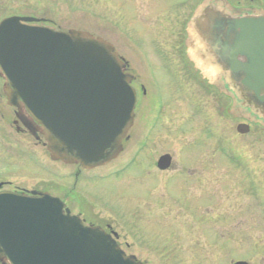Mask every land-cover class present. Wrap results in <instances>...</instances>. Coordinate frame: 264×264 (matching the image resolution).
<instances>
[{
	"label": "rangeland",
	"instance_id": "374dc122",
	"mask_svg": "<svg viewBox=\"0 0 264 264\" xmlns=\"http://www.w3.org/2000/svg\"><path fill=\"white\" fill-rule=\"evenodd\" d=\"M257 1L264 10V0ZM132 7L130 0H0V22L48 12L55 28L109 41L145 88L122 151L86 170L53 161L44 137L20 123L17 133L0 78L1 189L64 200L87 225L108 226L142 264H264V123L222 85L207 94L182 68L130 70ZM147 41L137 42L139 50ZM240 124L250 132L240 134ZM165 154L173 165L162 171L157 161Z\"/></svg>",
	"mask_w": 264,
	"mask_h": 264
},
{
	"label": "water",
	"instance_id": "95a60500",
	"mask_svg": "<svg viewBox=\"0 0 264 264\" xmlns=\"http://www.w3.org/2000/svg\"><path fill=\"white\" fill-rule=\"evenodd\" d=\"M226 1L211 0L194 18L196 44L210 46L224 65L199 71L224 74L227 86L217 79L213 85H222V93L264 123V12L233 17ZM36 21L11 17L0 23V71L8 103L26 110L32 121L23 119L24 128L36 138L41 132L53 161L83 168L111 161L134 123L137 98L126 65L100 38L30 24ZM237 131L247 134L250 126L240 124ZM171 162L167 154L158 166L166 170ZM0 264L141 263L100 227L71 215L60 199L4 191Z\"/></svg>",
	"mask_w": 264,
	"mask_h": 264
},
{
	"label": "flooded vegetation",
	"instance_id": "af4514ba",
	"mask_svg": "<svg viewBox=\"0 0 264 264\" xmlns=\"http://www.w3.org/2000/svg\"><path fill=\"white\" fill-rule=\"evenodd\" d=\"M245 1H249V4H235L231 2V0H227V3L225 2L224 5L230 11L231 15L237 18L243 16L258 15L264 12L263 8L261 7V3L257 0ZM130 2L133 4L132 9L134 10L133 17L130 16V70L133 68L146 69L149 65L154 68L173 69L175 70V72L176 69L182 68L186 70L191 79H194L207 92V94L212 92V89L215 88V86L213 85V81L215 79H217L219 84L227 86L228 82L224 74L219 73V76L217 75L216 77L212 74V76H205L202 72L199 71L200 69L209 70L214 66H224L210 46L203 49V47H199L195 42L198 40L195 37L194 18L197 16L196 14L201 8L206 7L211 3V0H130ZM46 15L48 16V12ZM47 16L35 17L22 15L19 17L34 18L37 20L33 23L36 26L47 27L58 32H66L61 28H55L51 23L52 19ZM161 30L163 32H161ZM69 31L74 30H68L67 32ZM78 32L87 33L93 37L101 38L102 40L110 43L104 38L95 36L94 34H91L89 32ZM143 37L148 38V41L146 42L147 46L145 49L139 50V44L137 45V42ZM206 51H211L212 53H214L215 59L209 60L206 55ZM119 57L126 65L124 70L125 73H129V62L124 57L120 55ZM173 74L175 73L173 72ZM173 76L175 79L176 75ZM130 77V85L135 89L138 100L139 90H144L143 93L145 94V88L144 86H141V88L139 89V86L135 82L136 78L134 77V75L130 73ZM0 78L3 81L4 89L7 85V82L1 75V72ZM225 89L229 91L228 87H226ZM3 94L5 100L8 103L6 92L4 91ZM13 108L16 116L14 125L16 126L17 133H21L22 129H20L19 123L22 125L23 119L28 123V120L32 121V118L29 116L25 109H19L17 106ZM159 160L160 158L158 159V161ZM172 165L173 161L168 169L172 168ZM77 166H79V168H82L80 165ZM15 192L29 194L32 191L16 190ZM36 192L41 193L39 191ZM62 201L64 202V200ZM79 216L87 225V220L82 218L81 215ZM93 226H99L106 233L116 236L108 226H104L103 224ZM116 238L117 240L119 239V237L117 236Z\"/></svg>",
	"mask_w": 264,
	"mask_h": 264
},
{
	"label": "clouds",
	"instance_id": "9594fccd",
	"mask_svg": "<svg viewBox=\"0 0 264 264\" xmlns=\"http://www.w3.org/2000/svg\"><path fill=\"white\" fill-rule=\"evenodd\" d=\"M201 47H204V46L201 45ZM206 55H207L209 60H214L215 59L214 53H212L211 51H206ZM218 71H220V70L218 69Z\"/></svg>",
	"mask_w": 264,
	"mask_h": 264
}]
</instances>
